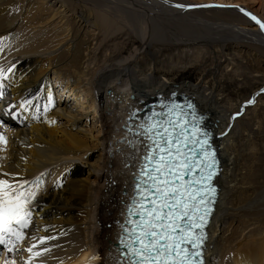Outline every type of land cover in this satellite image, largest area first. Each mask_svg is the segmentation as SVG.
I'll return each instance as SVG.
<instances>
[{"label": "bare ground", "instance_id": "1", "mask_svg": "<svg viewBox=\"0 0 264 264\" xmlns=\"http://www.w3.org/2000/svg\"><path fill=\"white\" fill-rule=\"evenodd\" d=\"M93 1L124 26L102 16L105 9L67 17L75 11L50 12L46 0H0V135H9L0 179L63 180L28 205L23 239L8 245L11 252L2 246L9 263L85 264L97 256L98 264H123L116 243L136 156L146 153L135 133L151 111L181 101L220 161L204 263L264 264V30L250 18L264 23V2ZM84 106L97 109L102 139L82 124ZM92 138L101 165L85 163L96 184L84 202L77 190L84 173L73 162L84 160ZM70 192L83 201L76 219Z\"/></svg>", "mask_w": 264, "mask_h": 264}, {"label": "snow or ice", "instance_id": "2", "mask_svg": "<svg viewBox=\"0 0 264 264\" xmlns=\"http://www.w3.org/2000/svg\"><path fill=\"white\" fill-rule=\"evenodd\" d=\"M250 18L264 30V23ZM48 99L51 103L50 96ZM28 105L31 101L19 107ZM161 107L167 111H152L143 117L140 131L135 133L148 143L129 208V226L120 243L128 249L129 264H203L204 227L215 194L211 184L216 175L215 158L207 133L195 122L189 127L188 112L179 105ZM34 199L35 193L29 194L24 184L0 179V245L8 247L23 239L32 216L28 205ZM133 216L139 219L133 221Z\"/></svg>", "mask_w": 264, "mask_h": 264}, {"label": "rangeland", "instance_id": "3", "mask_svg": "<svg viewBox=\"0 0 264 264\" xmlns=\"http://www.w3.org/2000/svg\"><path fill=\"white\" fill-rule=\"evenodd\" d=\"M46 1L49 2L48 3L49 4L48 6L51 7L50 12H53V11L56 12L58 9H59L58 12H60L61 10H64L63 8L68 7V6L75 11V12H72V10L68 7L69 10H71V13H69L67 15V17L68 16L70 17L72 15V13H75L77 15H80L81 11L85 12V11H90V10L93 11V12H97V13L98 12L100 13V12H105L106 11L107 13H102V16L106 17L108 20L111 19L113 21V17H115V16L112 15L113 13L112 14H111V12L108 13L109 11L106 9V7H103V5L95 4L96 2H94L93 0H92V2H90V0H46ZM251 1L252 0H248L246 3L250 4ZM262 1L264 2V0H262ZM75 6H76V8L78 10L75 8ZM104 9H105V11H103ZM121 16L124 18L125 22L128 23V28L131 27V29H136V30H137V28L139 29V26H140V22L139 21L138 22L137 21H134L130 17L127 18V16L126 17H124L123 15H121ZM113 22L116 23L115 25L119 24V25H117L119 28H122V26H124V23H123V21H122V19L120 17L119 18L117 17V21L115 19ZM117 22H120V23H117ZM58 90L59 89H56L55 90L57 96L59 95L58 94V92H59ZM66 93H67V95L64 96L62 99L66 98V101H68V99H69L68 98L69 91L66 92ZM170 96L168 98H171ZM2 99H3V97H2ZM82 99H83V97L81 98V101H82ZM69 104L71 106L72 105V102H69ZM84 107H87V106H84ZM149 110H150V105H148V106L144 107L143 109H141V111H143L144 114L147 113V112H149ZM84 112L85 113H88V118L87 119H82L83 120L82 121V124L85 125L87 123L86 124V127L89 128V129H93L92 130V135L94 137H96V139L97 138L102 139V135L99 134V131H100V128H101V123L99 122V115L97 114V109H96V111H94V110H91L89 107H87L86 109H84ZM205 122L206 121H204V123ZM57 123L62 124L63 121L57 120ZM5 124L6 123L4 121H2L0 126H3V127H0V128L1 129H4L5 128L4 127ZM0 136H2L4 138V141L3 142H0V159H4L5 154H6L5 147H6V143H7V137L9 135L7 133L3 132V130H2V133H1ZM89 142H90V145H91L90 147L91 148H90V151H87L86 152V155L83 157V159H84L82 161L83 164H82L81 161H78V160H74V162H73L74 165L80 166V170H82L83 173H84V176H82V178L84 179V182L81 184V186L77 187V190L79 189V191H81L83 193V201L84 202H86L85 200L89 197V193H90L91 189L96 184L95 183L96 182V175L95 174H92V175L89 174L88 165L85 166V163H86V161H88L90 163V165H92L94 167H100V165H101L98 162V160H97L98 155H99V150L97 149L96 140L93 139V140H90ZM83 152H82V154H83ZM61 176L62 175H59L58 178H55V177H45L44 180L41 179V183L40 184H37L35 180H33V181H27V182L22 183V184H24L25 186H27L29 188V194L30 193H35V197H37V196L40 197L43 194V192H44V190H45V188H46V186H47V184L49 182L53 181V183H55V182L59 181V182L63 183L62 182L63 180H62V177ZM72 195L73 194L70 192V194H69V200L67 201L66 204L67 205H73L74 204L76 210L72 211L70 213V216H72L71 218H75L76 219V217L78 216V214L82 210V208H81V205L82 204L81 203L83 201H80L79 204L77 205L75 202L72 201V198H71ZM95 257H97V256H95ZM95 257L93 256L92 258H90L91 260L87 261L85 264H98L99 260L97 258H95ZM5 264H10V263L9 262H5Z\"/></svg>", "mask_w": 264, "mask_h": 264}, {"label": "flooded vegetation", "instance_id": "4", "mask_svg": "<svg viewBox=\"0 0 264 264\" xmlns=\"http://www.w3.org/2000/svg\"><path fill=\"white\" fill-rule=\"evenodd\" d=\"M204 121V120H203ZM205 124V123H204Z\"/></svg>", "mask_w": 264, "mask_h": 264}]
</instances>
